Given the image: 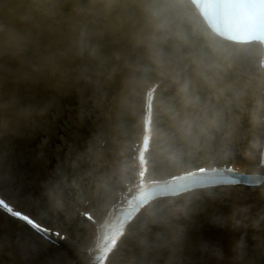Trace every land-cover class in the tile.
Returning <instances> with one entry per match:
<instances>
[{
  "label": "bare ground",
  "instance_id": "obj_1",
  "mask_svg": "<svg viewBox=\"0 0 264 264\" xmlns=\"http://www.w3.org/2000/svg\"><path fill=\"white\" fill-rule=\"evenodd\" d=\"M98 1L103 17L91 9ZM98 1L57 0L54 21L44 10L48 21L38 23L43 50L0 52V158L14 192L5 196L67 237L63 249L52 246L0 212V264H90L97 226L80 213L101 223L136 179L132 151L154 84V132L166 138L153 151L151 181L221 165L264 176L259 49L214 38L187 0ZM68 26H84L87 40L98 33L83 63L67 52ZM196 126L216 153L206 144L189 148L187 130ZM170 205L162 216L139 217L109 264H264V185Z\"/></svg>",
  "mask_w": 264,
  "mask_h": 264
},
{
  "label": "rangeland",
  "instance_id": "obj_2",
  "mask_svg": "<svg viewBox=\"0 0 264 264\" xmlns=\"http://www.w3.org/2000/svg\"><path fill=\"white\" fill-rule=\"evenodd\" d=\"M34 1L37 2L38 0H11V4H12V6L16 7V6H18V4L28 5V3L34 2ZM75 32L77 33L75 36V41L78 44V50H77V54H78L80 47H83V44L85 42L84 41L85 38H84V32L82 31V28H81V30H80V28H78ZM79 55H81V54L79 53ZM203 136L205 139V135L202 133V131H200V132L198 131V134L193 136V141H196L197 139L200 140L201 138H203ZM202 141H205V140L202 139ZM157 231H158V226L156 228H154L153 235H156Z\"/></svg>",
  "mask_w": 264,
  "mask_h": 264
}]
</instances>
